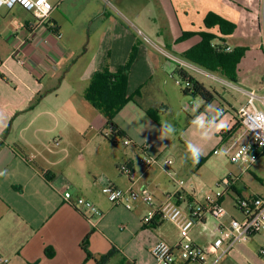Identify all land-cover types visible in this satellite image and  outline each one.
I'll use <instances>...</instances> for the list:
<instances>
[{
  "label": "crops",
  "instance_id": "obj_1",
  "mask_svg": "<svg viewBox=\"0 0 264 264\" xmlns=\"http://www.w3.org/2000/svg\"><path fill=\"white\" fill-rule=\"evenodd\" d=\"M116 1L133 18L110 0H92L83 14L72 10L78 0H60L54 11L62 8L66 13L55 20L50 18L60 37L50 29V23L37 24L26 10L0 8V172L6 170L0 176V259L6 261L0 264H155L150 247L158 239L170 244L175 264H182L179 236L172 223L159 214L155 215V222H146L150 205L138 196L119 203L107 198L112 187L134 192L145 187L153 194L154 206L168 196H174L181 206L203 203L196 196L197 186L193 182L178 185L175 179H179L170 177L159 155L152 153L147 143L140 145L144 130L155 129L153 119L142 107L129 101L114 116V123L124 133L118 146L102 137L104 118L84 99L93 73L104 62L115 72L134 51L128 70V94L137 92L136 99L146 107L165 103L154 95L160 89L159 82L154 85V80L167 70L175 72L176 66L142 39L141 35L149 36L137 24L142 22L135 0ZM161 1L173 33L163 39L161 32H156L154 37L174 53L182 56L201 40L200 33L204 31L215 35L214 43H223L231 50L245 47L236 65L235 81L191 60L209 72L208 76L221 80L222 86L227 85L226 80L237 86H230L236 95L225 97L213 85L205 83L204 78L189 72L214 91V98L219 101L217 109H222L220 119L225 127L210 140H199L190 123L191 115L204 113L209 104L193 113L196 104L202 105L201 98L185 96L180 89L178 102L182 104L184 99L192 104L181 129L186 144L191 141L204 150L210 142L221 145L223 152L241 131L236 112L246 100L243 89L264 93L262 0H158ZM112 7L117 12L107 10ZM208 13L232 22L235 25L232 33L222 34L217 25L206 27L204 18ZM182 32L192 35L180 40ZM235 123L238 128L231 135L226 134L224 129ZM75 137L89 148L77 146ZM124 140L132 143L140 155ZM236 146L237 143L225 154L230 158L226 157L222 176L232 179V183L220 199L222 203L224 194H228L235 209L239 197L264 199V150L246 167L232 159ZM143 154L159 160L145 167L140 163ZM122 164H127V173L120 170ZM45 172L52 175L46 177ZM64 190L91 201L102 214L90 218L82 207L64 201ZM228 216L235 217L227 212L222 221L226 222ZM202 219L204 224L197 222L193 226L197 234L207 232L204 225L212 229L216 223L204 212ZM86 235L89 255L82 246ZM196 238L195 235L193 241L200 245Z\"/></svg>",
  "mask_w": 264,
  "mask_h": 264
},
{
  "label": "built area",
  "instance_id": "obj_2",
  "mask_svg": "<svg viewBox=\"0 0 264 264\" xmlns=\"http://www.w3.org/2000/svg\"><path fill=\"white\" fill-rule=\"evenodd\" d=\"M59 1L24 0L22 3L21 0H7V2L0 4V8L11 9L19 7L26 10L33 15L37 24L50 23V29L52 31L54 30L56 37H60L61 33L55 29V23L50 20L51 13ZM141 36L146 43L155 47L161 55L174 63L177 68L186 71L188 69H197V71L209 74V72L205 71L199 65L174 53L165 45L145 35ZM225 50L230 51L231 48L226 46ZM176 82L179 83V80L177 79ZM226 84L237 88L236 84L231 81L226 80ZM243 90L246 94V100L236 112L241 131L234 141L223 149V153L227 154L237 143L232 153V159L248 167L256 161L259 152L264 150V145L260 143V140H264V93L262 94L252 88ZM258 115L262 117L260 121L256 119ZM257 136L259 139H257ZM55 143L58 144V141ZM124 143L128 144L129 141L124 140ZM242 149L246 150L242 151ZM213 152L218 153V150L215 149ZM157 162V157L146 154L140 157V163L145 167ZM162 163L164 167H171L173 160L170 157H166L162 159ZM119 168L126 173L129 171L127 164H122ZM167 172L170 177H174L172 171ZM175 181L178 185H182L180 180L175 179ZM231 183L232 179L229 177L221 179L216 183V187L221 189L215 192L214 195H207L205 203L203 202L198 205L194 203L181 206L176 202L174 196H168L154 206L153 194L145 187L139 192L112 187L107 192V198L112 203H119L130 196H138L142 201L150 205V209L144 219L146 222H150L155 215L159 214L161 218L169 221L176 227L179 236L178 248L182 264H216L234 248L237 242L244 241L254 233L264 230V199L258 196L239 197L236 199L235 207L240 211L241 217L229 216L226 222L222 221L223 217L227 215V211L223 207L220 199L224 190L230 187ZM62 197L64 201L85 209L92 219L102 214L101 210L94 203L84 197L73 196L69 190H64ZM203 212L209 214L216 221L212 229H208L205 225L203 226L210 236L205 246L196 244L190 235L191 229L197 222L204 224V221H202ZM258 253L263 256L264 260V248H260ZM150 254L155 264H175V255L172 247L163 239H158L151 245ZM209 256L211 257L210 259ZM0 261L6 260L0 259Z\"/></svg>",
  "mask_w": 264,
  "mask_h": 264
},
{
  "label": "rangeland",
  "instance_id": "obj_3",
  "mask_svg": "<svg viewBox=\"0 0 264 264\" xmlns=\"http://www.w3.org/2000/svg\"><path fill=\"white\" fill-rule=\"evenodd\" d=\"M91 1L92 0H78V2L72 8L73 12L78 14L87 12L91 5ZM110 1L116 5L118 4V1L116 0ZM135 3H137V5H135L136 12L140 17L139 20L142 22V24H137L138 26H143L141 27V29L142 32L144 31V34L148 33L147 35L151 39L157 42L159 41L160 44L162 43V40L154 37L156 32H158L159 34L161 32V34L163 35L161 38L163 39L168 38L172 35V24L169 20L167 10L164 7L162 1L161 3H159L158 0H135ZM117 6L123 13L127 14L129 18H133L127 10L119 7V5ZM260 8L263 13L262 26L264 31V0H262V4L260 3ZM107 10L113 11V13L117 12L115 7L107 8ZM62 13L66 12L62 8H60L59 10L52 12L50 18L55 20ZM139 35H141L140 32ZM91 53L92 51L90 50L86 56L87 59H89ZM160 57L164 63L167 62L164 58H162V56ZM169 65L174 66L170 62ZM188 71L198 78H204L205 83L213 85L216 90L222 92L223 96L229 97L230 95H236V90H234V88L228 85L222 86L220 83L223 82L218 78L210 77L205 73L197 71V69H188ZM162 74L163 76H161V78L156 76L154 80V85H156L158 82L160 84L159 92L156 90L158 93L156 92L154 93V95L158 99L163 98L161 100L165 102L164 104H166L169 109L167 112L157 113L158 119L153 120L155 125L154 131L149 128L144 130L140 145L143 143H147V145L152 148V153H154L155 155H159L158 158L161 161L166 157L172 158V160H174V163L171 165V167H166L167 171H172L175 178L179 179L181 182H193L197 186L196 196L198 200L205 203V198L207 195H214L215 192L221 189L216 187V183L225 178V176H222V174L225 172V170H223V165L224 163H227L226 157L229 159L230 155L225 156V154L221 150V145H215L208 142L207 144H205L203 154L200 156L202 159L201 161H198V163H193L191 159L187 158V144L183 139L181 129L184 124L183 121L187 119L186 113L189 111L188 107H190V105L192 104L188 103L183 98L182 104L180 103V100L178 102V99H180L181 95V85L176 82V80L179 79L178 75L173 70H167ZM215 75H217V73H215ZM147 84L153 85L150 81H147ZM150 91L153 92V87L150 89ZM218 105L219 101L214 98L204 109V113L210 112L211 115H215ZM164 123H170L171 125H173L175 132L174 134L169 135L167 138L161 139L162 125ZM100 130H102L103 138H105V134L107 136H110L109 129L105 127L104 122L102 123ZM122 139L123 138L114 137L112 140L113 144L120 146V143L123 142ZM74 142L77 143V146L81 145L85 149L89 148V145L84 146L76 137L74 138ZM129 146L135 149V151L140 155L139 150L132 143H129ZM214 148H216L219 153L215 154L213 152ZM170 183L174 182L170 180ZM232 202L233 200L229 198L228 194H224V199L222 200L223 207L226 209L228 214L231 213L235 217L240 218L241 213L233 207ZM196 230L197 228L195 227L191 229V238L193 239V237H195L196 235V241L201 242L200 245H207L209 240L208 233L203 230L204 232H202L201 234H197L195 232ZM260 248H264V230L254 233L244 241L237 242L234 248L225 256H223L216 264H248L249 262H253L255 264H264L263 256L259 255L258 253ZM210 258L211 257L209 256V259Z\"/></svg>",
  "mask_w": 264,
  "mask_h": 264
},
{
  "label": "trees",
  "instance_id": "obj_4",
  "mask_svg": "<svg viewBox=\"0 0 264 264\" xmlns=\"http://www.w3.org/2000/svg\"><path fill=\"white\" fill-rule=\"evenodd\" d=\"M204 24L206 27L217 25L219 31L228 35L232 33L235 25L214 14L208 13L204 18ZM191 32H182L180 40L191 36ZM201 40L193 47L185 51L182 56L202 64L204 68L210 71H218L221 75L231 81L236 79V65L243 56L245 47H235L231 51L225 50L223 43H214L212 40L215 35L211 32H201ZM134 56V51L130 54L127 62L117 68L115 72H111L108 68V63L104 62L102 68L93 73L89 84L84 91V99L89 102L94 109H96L104 118L105 127L109 129L110 136L105 134V137L112 141L114 137H123V131L114 123L113 119L115 114L129 101L135 102L138 106L142 107L145 113L157 120V113L164 112L168 109L167 105L162 104L156 107L143 106L137 99V92L134 94H128V70L130 68L131 61ZM176 74L179 77V85H181V91L185 96H199L202 100L200 110H203L215 96L214 91L205 86L202 82L195 79L188 71L179 69L176 67ZM238 128V123H235L231 128L224 129L225 133L231 135ZM201 157L199 161H201ZM46 177H50L52 174L45 172ZM154 216L150 223L155 222ZM87 238L88 235L82 240V246L86 250L87 255Z\"/></svg>",
  "mask_w": 264,
  "mask_h": 264
},
{
  "label": "clouds",
  "instance_id": "obj_5",
  "mask_svg": "<svg viewBox=\"0 0 264 264\" xmlns=\"http://www.w3.org/2000/svg\"><path fill=\"white\" fill-rule=\"evenodd\" d=\"M7 2V0H0V4ZM23 3L24 0H21ZM50 7V6H49ZM200 104H196L194 108L192 109L193 113H195L199 107ZM210 107V106H209ZM222 116V110L217 109L215 115H209L207 113H200L199 115H194L193 119L191 120V125L193 130L195 131L197 137L201 141H208L212 138V136L225 127V124L221 121ZM257 121H260L262 119L261 116L256 117ZM175 129L173 125L170 123H164L162 125V137L167 138L169 135L174 134ZM257 139L259 137L257 136ZM260 143L264 145V140H260ZM246 149H242V151H245ZM203 154L202 147L189 141L186 145V155L187 158L191 159L193 163H198L200 156ZM6 174L5 172H0V176H4ZM107 191V190H106Z\"/></svg>",
  "mask_w": 264,
  "mask_h": 264
}]
</instances>
